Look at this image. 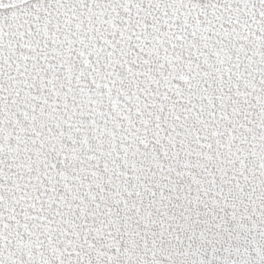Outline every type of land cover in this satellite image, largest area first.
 I'll return each mask as SVG.
<instances>
[{
  "label": "snow or ice",
  "instance_id": "1",
  "mask_svg": "<svg viewBox=\"0 0 264 264\" xmlns=\"http://www.w3.org/2000/svg\"><path fill=\"white\" fill-rule=\"evenodd\" d=\"M0 264H264V0H0Z\"/></svg>",
  "mask_w": 264,
  "mask_h": 264
}]
</instances>
